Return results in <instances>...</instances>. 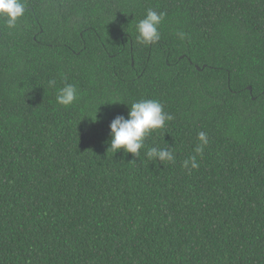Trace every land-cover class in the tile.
Instances as JSON below:
<instances>
[{
	"label": "trees",
	"instance_id": "1",
	"mask_svg": "<svg viewBox=\"0 0 264 264\" xmlns=\"http://www.w3.org/2000/svg\"><path fill=\"white\" fill-rule=\"evenodd\" d=\"M22 2L0 20V264H264V0ZM149 9L166 15L143 46ZM141 99L173 119L114 153Z\"/></svg>",
	"mask_w": 264,
	"mask_h": 264
},
{
	"label": "clouds",
	"instance_id": "2",
	"mask_svg": "<svg viewBox=\"0 0 264 264\" xmlns=\"http://www.w3.org/2000/svg\"><path fill=\"white\" fill-rule=\"evenodd\" d=\"M26 11V3L22 0H0V20L9 29H15L18 22L23 18ZM164 12H157L152 9L147 10L143 19L135 25L136 43L143 46L157 44L161 40L159 27L165 19ZM175 35L183 40L185 33L177 31ZM48 86L56 87L55 80H49ZM78 99V89L74 84L65 83L56 91V103L63 107H69ZM96 119V117H95ZM173 117L166 113L162 104L157 100L141 99L131 103L128 116H117L110 123L109 150L114 153L123 150L134 157H139L140 150L145 146V138L153 131L163 129L166 121H171ZM199 143L195 147V153L202 154L209 140L206 132L197 134ZM146 155L149 160L163 162L174 161L173 147L164 148L152 147L147 150ZM182 167L189 172L197 169L196 156H191L183 161Z\"/></svg>",
	"mask_w": 264,
	"mask_h": 264
},
{
	"label": "water",
	"instance_id": "3",
	"mask_svg": "<svg viewBox=\"0 0 264 264\" xmlns=\"http://www.w3.org/2000/svg\"><path fill=\"white\" fill-rule=\"evenodd\" d=\"M251 89V88H250Z\"/></svg>",
	"mask_w": 264,
	"mask_h": 264
}]
</instances>
